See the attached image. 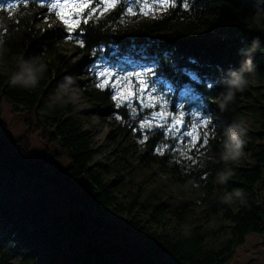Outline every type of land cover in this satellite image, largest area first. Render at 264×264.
I'll list each match as a JSON object with an SVG mask.
<instances>
[{
  "label": "trees",
  "instance_id": "1",
  "mask_svg": "<svg viewBox=\"0 0 264 264\" xmlns=\"http://www.w3.org/2000/svg\"><path fill=\"white\" fill-rule=\"evenodd\" d=\"M177 1L183 16L176 20L172 16L153 23L137 22L123 29L120 23L127 20L123 6L97 21L82 24L78 33L85 47L77 51L87 57L107 47L116 52L113 63L131 61L142 68L155 66L156 74L174 89L173 113L175 95L182 96L186 86L194 89L198 100L189 104L192 118L187 116L184 125V131H190L189 123L194 124L196 118L193 113L202 118L218 114L214 104L221 91L220 80L227 70L239 67L241 47L255 36L264 40V18L252 19L257 5L264 7V0ZM185 2L188 13L182 11ZM56 35L48 32L42 37L39 51L42 47L49 58L59 53ZM254 62L255 82L237 94L230 110L236 116L248 109L254 123L247 125L241 120L247 127L245 156L225 185L216 183V175L223 167L219 161L221 128L211 134L214 159L200 168L194 165L191 152V160L181 155L184 150L180 137L171 139L177 133H171L166 140L160 129H153L151 134L132 133L133 126L124 121L127 113L121 107L118 112L123 121L112 147L98 148L93 145L92 132L85 128L86 119L70 101L51 105L62 81L60 74L53 76L48 70L35 89H25L9 82L15 66L11 73H1L0 102L6 101L15 115L26 114L28 130L19 139H9L7 125L0 123V264H116L115 260L123 257L157 264L155 260L163 256L168 258V264H230L236 249L246 243L249 235H264V52H257ZM85 64L82 61L75 69ZM109 94H86L98 108L102 123L104 111L111 109ZM157 110L147 111L146 116ZM229 119L232 117H225L226 127L232 122ZM36 135L45 147L42 154L33 152L31 137ZM145 135L149 138L140 143L143 153L133 165L123 138L141 141ZM165 142L168 148L165 155H160L157 149ZM52 146L59 148L56 158L70 163L61 173L51 160ZM120 160L125 162L122 166ZM140 166L143 170L157 168L180 189L188 181L199 184L198 191H187L193 195L201 192L207 198L210 191L218 195L236 190L245 193L244 206L227 208L219 231L226 232L229 238L221 242L220 248L206 246L202 227H179L168 220L170 212L165 203L144 198L142 190L135 195L128 191V179ZM44 178H50V184H44ZM77 184L85 187V198L76 190ZM59 190H65L73 201L64 215L55 217L52 203ZM126 191L129 195H125L128 199L123 203L120 193ZM113 213L118 222L111 227L104 219ZM184 230L190 235H183ZM72 233L81 237L76 247L70 244ZM135 234L146 243L147 255L130 242ZM66 250L68 261L63 262Z\"/></svg>",
  "mask_w": 264,
  "mask_h": 264
},
{
  "label": "rangeland",
  "instance_id": "2",
  "mask_svg": "<svg viewBox=\"0 0 264 264\" xmlns=\"http://www.w3.org/2000/svg\"><path fill=\"white\" fill-rule=\"evenodd\" d=\"M51 2L52 0H0V7H6L13 3L17 5L11 12L0 8V39L4 41L3 48H0V74L11 73L14 66L16 68V62L21 58L40 57L41 62L47 65V71L50 70L53 76L57 74L61 75L59 77L60 80H63L65 77L77 78V95L69 101L80 117L82 119H86L84 121L85 128L92 132L93 145L98 148L101 146L112 147L113 138L117 137L116 130L119 125H122L121 122L123 120L122 116L118 112L121 107L117 108L116 102L111 99V109L104 111V122L102 123V121L99 120V114L96 112L98 108L93 106L89 97L86 95L91 94L94 91H109L110 97L114 94L111 88L99 89L96 87V84L99 82L96 75V69L94 67L96 64L108 67L116 75L121 77L126 75L128 72H146L148 68H151L152 72L148 75V80L154 83L156 92L153 93V95L163 96L167 99L169 101L168 111L171 112L172 106H174V89L169 82L160 78L156 74L155 66L139 68L131 62H124L123 64L113 63L111 60L115 57L116 52L110 51L107 47H101L99 50L87 57L84 55L81 56L77 51L79 46L76 43V40L81 38L79 34L72 33L71 35L74 39L69 40L68 37L70 34L55 14L48 11L46 7H40L41 3L47 5ZM170 2H174L176 6L174 8L169 7L167 11H155L153 14H149L148 16H144L139 13L136 16H128L127 5L122 4L118 6L117 8L124 6L125 16L127 18L126 21H122L120 23V28H131V26L135 25L137 22L153 23L156 21H162L163 19L172 16L173 20L183 16L182 12L179 10L180 6L178 1L170 0ZM182 11L188 13L189 10L185 9L183 5ZM108 14L109 13L105 15ZM48 32L56 33L60 43H58V55L52 56L51 58L45 55L42 47L41 51H39L42 43V37ZM116 60H118V58ZM82 61H85L86 64L80 66V69L77 71L75 68H77L78 64ZM72 70H74V72H71ZM175 99L177 101L175 104L176 113L178 111H184L186 119L187 116H190V103H185L184 109L178 110L177 105L182 102V96L176 94ZM244 101H247V99ZM243 105L244 104H241L240 107ZM214 106L218 112L216 117L211 115L207 118L199 117V119H194V124L198 126L199 131L207 134L206 143H204L201 139L197 141V147L195 149L188 151V153L191 152L192 156L195 157L194 165L198 167H200L201 158L205 154L211 155L213 157L211 160L214 159L215 151L213 152L214 149L211 143L213 135L211 134L217 133V130L220 128L224 131L226 128L224 125L225 117H232V119L236 117L235 120H243L247 125H252L254 123V118L248 109H245L242 113L234 116L231 111L224 113L220 111L217 104H214ZM122 107L127 113V119L124 121L133 126L132 133H136L138 131L143 134V131L139 128V124L141 119L146 116V112L149 110L142 109L140 103L135 100L132 105V107L136 109L135 114L131 108ZM117 117H119V119H117ZM26 118V114H13L11 106L6 101L0 102V123L7 125V137L9 139H19L25 134V132H27L28 127L25 124ZM232 119L229 120L232 121ZM203 120L209 121L208 128L199 127ZM124 125L125 124H123V126ZM183 131L184 126L181 128V132ZM31 138L33 152L42 154L45 147L41 143L39 136L36 135ZM140 143V141L123 138V146L130 148L131 159L129 161L133 165H136V159L143 153L142 149L139 147ZM179 144L182 145V149L184 151H187L191 145V141L189 138L181 135ZM49 152L53 164L60 173L69 167V161L56 158V155L59 153L58 147L52 146L49 149ZM119 163V165L122 166L125 162L120 160ZM50 181V178H44L43 183L48 185L50 184ZM128 181H130L128 191H130L132 195H135L142 190L144 192V198H150L152 201L165 203L167 205V210L170 212L167 218L172 222H177L175 223L176 226L202 227L203 231L206 232V246L220 248L221 242L229 238V235L226 232L219 231L221 222L229 206L221 205L219 203V195L216 192L210 191V195L207 198L201 192L194 195L184 192L171 181L169 176L160 174L155 167L151 170H143L141 166L134 169L133 174L129 177ZM76 190L83 198H85L87 191L83 185L77 184ZM125 195H129L127 191L120 193L123 203H126L128 199ZM72 201L73 198L69 196L65 190H59L54 194L52 214L55 217L64 215L66 209L70 206ZM235 206L236 205L233 207ZM115 214L116 213H113V215L105 217L104 221L107 225L111 227L117 225L118 218H116ZM80 240L81 237L78 235H74L73 233L70 234V244H72L73 247L79 245ZM130 242L140 248V250L147 255L146 243L139 234L131 236ZM67 252L68 251L66 250V253L62 257L63 262L68 261ZM155 261L157 264H168V258L164 256ZM115 263L142 264L137 259H127L124 257L116 259ZM230 264H264V235H249L246 243L236 249V256Z\"/></svg>",
  "mask_w": 264,
  "mask_h": 264
},
{
  "label": "snow or ice",
  "instance_id": "3",
  "mask_svg": "<svg viewBox=\"0 0 264 264\" xmlns=\"http://www.w3.org/2000/svg\"><path fill=\"white\" fill-rule=\"evenodd\" d=\"M127 5V15L136 16L138 13L144 16L153 14L155 11H167L169 7H175L174 2L170 0H52L51 3L45 5L40 4L41 8H47L48 11L55 14V16L62 22L70 34L68 39L72 40L74 37L72 33H78L81 25H87L90 21L99 20L105 17V14L117 9L118 6ZM16 4H10L3 8L9 12L16 8ZM138 6V8H137ZM184 8H188V4L184 3ZM76 43L80 48L85 47V43L82 39H77ZM96 75L99 82L96 87L99 89L111 88L114 94L111 99L116 102V107L122 106L129 107L133 113H136V109L132 107L133 101H138L142 109H154L157 111H151L148 116L141 119L139 128L141 131L151 134L153 129L163 130V136L165 140L171 136V133H177L176 136H171L172 140L179 139L181 135L189 138L191 145L187 151H182L186 159L191 160L192 156L188 155V151H191L197 147V141L203 140L207 142V134L199 131L196 124L189 123L191 131L181 132L182 126L185 125V113L184 111H178L176 114L168 111L169 101L163 96H155L156 92L154 83L148 80V75L151 74L152 69L148 68L146 72H128L124 76L116 75L108 67L96 64ZM115 77V79H114ZM193 80H196L195 75L192 76ZM211 87V85H209ZM182 102L177 105L178 110L184 109L185 103H194L198 100L195 95V90L186 86L184 92H182ZM193 116L199 117L196 113ZM119 119V117H117ZM200 128H208L209 121L203 120L199 125ZM149 138L145 135L141 139L143 144ZM168 148V144L165 142L157 149L158 154L165 155V150Z\"/></svg>",
  "mask_w": 264,
  "mask_h": 264
},
{
  "label": "clouds",
  "instance_id": "4",
  "mask_svg": "<svg viewBox=\"0 0 264 264\" xmlns=\"http://www.w3.org/2000/svg\"><path fill=\"white\" fill-rule=\"evenodd\" d=\"M264 18V7L257 5L252 16L253 20ZM4 41L0 39V48ZM257 52H264V40L259 36L253 37L245 46L241 47L239 54L242 57L239 67L230 68L224 73L220 80L221 91L217 96L216 103L221 112L227 113L232 109L238 93L246 91L254 82L256 76V65L254 58ZM47 65L41 62L40 57L21 58L16 62L15 71L9 77L13 86L25 89H35L42 79L46 78ZM77 78L65 77L58 85L56 93L51 98V105L64 104L77 95ZM247 127L241 120H232L224 129L219 161L223 164L222 169L216 175V183L225 185L235 174V169L240 166L245 156ZM213 157L205 154L201 158L200 168H204ZM200 185L188 181L181 186L182 191L199 190ZM221 205L229 207L234 205L244 206L247 203L246 195L241 190L232 192L225 191L218 196ZM188 236V230L183 231Z\"/></svg>",
  "mask_w": 264,
  "mask_h": 264
}]
</instances>
